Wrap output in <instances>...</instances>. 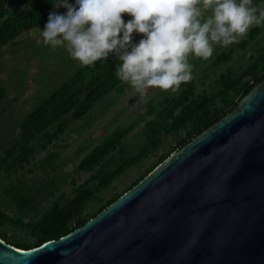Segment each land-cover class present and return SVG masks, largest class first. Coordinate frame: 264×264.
<instances>
[{
    "label": "water",
    "instance_id": "obj_1",
    "mask_svg": "<svg viewBox=\"0 0 264 264\" xmlns=\"http://www.w3.org/2000/svg\"><path fill=\"white\" fill-rule=\"evenodd\" d=\"M0 264H264V79L69 233Z\"/></svg>",
    "mask_w": 264,
    "mask_h": 264
},
{
    "label": "trees",
    "instance_id": "obj_2",
    "mask_svg": "<svg viewBox=\"0 0 264 264\" xmlns=\"http://www.w3.org/2000/svg\"><path fill=\"white\" fill-rule=\"evenodd\" d=\"M24 1L27 2L0 0V49L16 43L25 32L34 28L42 30L51 11H66L64 8H54L50 0H44L41 4L30 2L27 10L16 12L17 4ZM261 25L251 26L233 47L216 56L212 66L227 63L237 50H245L259 35ZM135 38L138 40L140 37ZM248 59L249 64L242 71L234 72L227 68L220 72L215 79L214 89L198 91L192 79L182 82L179 87L161 89L158 98L148 100L144 104L145 111L138 115L143 123V142L136 152L132 153L131 145L124 142L134 129V123L107 132L79 160L77 170L90 173L89 177L81 184L71 180L69 192H62L51 201L49 207L41 210L58 190L54 182L42 186L27 185L23 180L9 183L3 192L18 213L9 215L0 211V238L21 249H29L61 237L94 217L137 184L170 153L179 150L234 109L264 79V44L257 46ZM119 63L115 56L109 55L107 59L98 60L92 65L81 64L55 90L41 99L19 124L20 134L10 140L0 153V176L23 170L35 160L38 152L47 149L65 134L73 122L84 119L112 92L122 93L126 82L115 76ZM144 94L137 93L131 99V104L141 100ZM6 96L7 88L0 84V104ZM168 136L173 137V142L167 146V150L143 168L134 180L108 198L101 196L127 172L140 167L150 157L157 156V151ZM83 151V148H79L75 154L79 156ZM57 159L58 153H50L40 164L34 165L49 166ZM31 212L33 216L26 219ZM5 225L20 227L30 234L32 240L9 236L2 230Z\"/></svg>",
    "mask_w": 264,
    "mask_h": 264
},
{
    "label": "clouds",
    "instance_id": "obj_3",
    "mask_svg": "<svg viewBox=\"0 0 264 264\" xmlns=\"http://www.w3.org/2000/svg\"><path fill=\"white\" fill-rule=\"evenodd\" d=\"M43 43L64 42L82 65L115 56V76L143 94L192 79L189 55L208 59L213 45H228L264 23L252 0H50ZM207 13V14H206ZM122 14H128L125 20ZM139 36L137 40L135 37Z\"/></svg>",
    "mask_w": 264,
    "mask_h": 264
},
{
    "label": "rangeland",
    "instance_id": "obj_4",
    "mask_svg": "<svg viewBox=\"0 0 264 264\" xmlns=\"http://www.w3.org/2000/svg\"><path fill=\"white\" fill-rule=\"evenodd\" d=\"M42 1L44 0L19 2L16 12L27 10V4L30 2L41 4ZM250 6L264 11V0L259 2L252 0ZM122 17L125 20L131 18L128 14H122ZM239 38L238 36L235 42L228 45L214 44L213 55L206 60L189 55L188 63L193 66L192 80L195 81L198 91L214 89L216 77L225 69L230 68L234 72H239L249 64L248 58L254 53V49L261 43L264 44V23L255 41L250 43L245 50H237L227 63L212 66L216 56L227 48L233 47ZM78 66H81V63L70 56L67 42L56 47L45 45L39 28L23 33L16 43L0 49V84L7 88V96L0 104V153L10 140L20 134L19 124L26 114L47 94L55 90ZM160 90L158 87H152L149 91H144L143 98L132 105L131 99L139 92L126 82L122 93L112 92L84 119L73 122L65 134L50 144L47 149L38 152L35 160L23 170L12 175L3 173L0 176V211L9 215L18 213L3 192L11 182L19 183L23 180L27 185L36 186L54 182L58 190L43 204L41 210L49 207L51 201L62 192H69L71 180H75L76 184L83 183L90 173L77 170L79 160L93 145L100 142L107 132L116 127L135 124L134 129L124 140L125 143L131 145V152L135 153L143 142V123L138 115L145 111L144 104L148 100L158 98ZM171 142H173V137L168 136L165 144L157 151V156L150 157L140 167L127 172L120 181L106 189L101 196L108 198L134 180L143 168L167 150ZM79 148H83L84 151L78 156L75 153ZM50 153H58V159L52 165L45 167L34 165L40 164ZM64 174L67 175L63 177ZM32 216L31 212L26 219ZM2 230L9 236H16L25 241L32 240L30 234L20 227L5 225Z\"/></svg>",
    "mask_w": 264,
    "mask_h": 264
},
{
    "label": "crops",
    "instance_id": "obj_5",
    "mask_svg": "<svg viewBox=\"0 0 264 264\" xmlns=\"http://www.w3.org/2000/svg\"><path fill=\"white\" fill-rule=\"evenodd\" d=\"M73 72V71H72Z\"/></svg>",
    "mask_w": 264,
    "mask_h": 264
}]
</instances>
